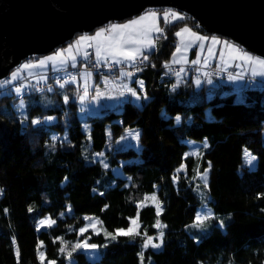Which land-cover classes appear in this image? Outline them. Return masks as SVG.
I'll use <instances>...</instances> for the list:
<instances>
[{
	"label": "trees",
	"instance_id": "trees-1",
	"mask_svg": "<svg viewBox=\"0 0 264 264\" xmlns=\"http://www.w3.org/2000/svg\"><path fill=\"white\" fill-rule=\"evenodd\" d=\"M159 25L135 74L140 99L130 94L115 110L94 114L77 82L0 91V264H264V80L236 89L212 77L195 89L193 75L166 64L177 31L204 33L182 16ZM116 70L94 73L95 85ZM192 141L202 146L196 157ZM151 195L160 205L141 207ZM206 205L199 227L208 233L194 227ZM45 216L54 224L39 229ZM135 217L136 233H116ZM161 232V249L145 248ZM84 242L96 245V260Z\"/></svg>",
	"mask_w": 264,
	"mask_h": 264
},
{
	"label": "water",
	"instance_id": "water-1",
	"mask_svg": "<svg viewBox=\"0 0 264 264\" xmlns=\"http://www.w3.org/2000/svg\"><path fill=\"white\" fill-rule=\"evenodd\" d=\"M148 10L176 11L264 60V0H0V83L31 58Z\"/></svg>",
	"mask_w": 264,
	"mask_h": 264
},
{
	"label": "crops",
	"instance_id": "crops-1",
	"mask_svg": "<svg viewBox=\"0 0 264 264\" xmlns=\"http://www.w3.org/2000/svg\"><path fill=\"white\" fill-rule=\"evenodd\" d=\"M150 14H146V19L144 21H141L140 24V28L141 31L144 29H153L152 31H150L148 33V36L150 37V39L152 40V44L149 45L148 48H144L143 46H140V54L137 56L136 60L134 62L128 61V60H123L119 65L112 63L111 66L114 67V69H117V73H114V76H110V77H115V75L118 74V71L120 68H124L127 71H130L133 68V64L137 63V61L145 54L148 52H151L155 49V44H156V40L157 38L160 36L161 34V28L159 26V17L157 16L156 11H150L147 12ZM151 13H155V16H152ZM129 21V20H127ZM125 21V22H127ZM112 23V24H127V23ZM137 24V25H139ZM111 25V24H110ZM105 27V29H108L109 26ZM136 27V25H132L131 26V30L129 31V29H124V33L126 35H129L130 32H132V37H134L133 35L136 34V32H134L133 28ZM184 28H188L189 32L187 33H183L182 36L178 37V45L177 47L180 48V51L177 52L175 50V52L172 54L169 62L166 64L167 68H171L173 66H178L181 69V72L178 73L177 75H193V84L195 86V89H200L202 87L203 81H206L207 83H209L208 81H211L213 78L217 79L218 81L214 80L216 83L218 84H222V85H231L233 88L236 89H242L243 85L248 84L246 79L247 77H255V75H252L251 72H253L254 74H260L258 72L257 69L253 68L250 66L251 62L247 59H241L240 57H243L245 54V51H243L241 48H239L238 46H236L235 44L229 42L227 39L224 38H220L217 36H210V35H205V34H200L194 30H192L189 27H183ZM155 29H160V31H155ZM182 29L180 31H182ZM100 30V29H99ZM97 30V31H99ZM95 31L93 34L89 35V36H95V33L97 32ZM140 31V32H141ZM195 35H192V34ZM105 36H108L109 33L106 31ZM137 35V34H136ZM195 36H202V37H206L207 39L205 40H201V41H196L195 44H193V46L191 48H184L183 47V43H186L188 41L191 40H195ZM212 37H216L217 40L219 41V43H212ZM103 40V37L98 38ZM76 41H74V43L68 44L67 46L57 50L55 53L49 54L47 56H43L37 60H29L26 61L25 63L22 64V66L20 67V71L22 73V78H32V79H39L41 81L44 80V78L46 77V75L48 74L49 71L54 70V62L53 61H48L46 60L47 57L49 56H55L57 52H62V58L63 60L66 61V63H61L60 59H58L57 61H55V68L62 70L63 68H66L68 66L71 67L72 63L75 62L76 63V67L81 71L79 78L77 81H75L76 85L79 86V88L83 91V93H85V89H87V91L92 92V90L95 86V77L89 73L86 72V70H84L83 68L87 66V63H89L91 60L96 62V56H95V42L93 41H84V44H86V51H82V49L80 48V45H76ZM225 42L232 44L233 45V49H228L227 47H225ZM70 45L72 46L71 51H64L65 49H68L70 47ZM92 45V46H90ZM201 45L203 46V50H201ZM126 48H133L136 47V45H126ZM176 47V49H177ZM209 48H211V52H209ZM89 49L91 50V56H88V51ZM221 51H223V56H221ZM85 53H87V59H85ZM75 56L76 59L75 61H73L71 59V57ZM90 59V60H89ZM199 60V63L193 64L192 61L194 60ZM41 60H45V64L41 65L40 61ZM207 61V63L205 62ZM246 63L249 65V70L248 67L245 66ZM27 64H31V67H24V65ZM100 65H104V62H101ZM239 65V66H238ZM84 66V67H83ZM129 66V69H126ZM135 66V65H134ZM199 69H203L207 74V76H205L204 79L201 80L200 76H198V70ZM221 71V72H225V73H229L230 76H226L225 79L222 78L220 79L217 76V72ZM131 72V71H130ZM236 72V76L233 77V73ZM233 74V75H232ZM85 75V76H84ZM133 75H135V73H133ZM232 75V76H231ZM106 76V75H104ZM240 76V77H239ZM213 77V78H212ZM123 78H125V76H123ZM199 79L201 81L200 84H196V80ZM124 80V79H123ZM130 83H131V88H133L134 90H136V88H138V92H141L143 90V88L139 87V81L140 80H136L135 76H132V78L130 79ZM134 81H136V85H134ZM28 83H26L27 85ZM136 87V88H135ZM131 93H128L127 95L129 96ZM139 94V93H138ZM141 94V93H140ZM143 97L145 98V96L143 95ZM133 99L135 100L136 98L133 97Z\"/></svg>",
	"mask_w": 264,
	"mask_h": 264
},
{
	"label": "rangeland",
	"instance_id": "rangeland-1",
	"mask_svg": "<svg viewBox=\"0 0 264 264\" xmlns=\"http://www.w3.org/2000/svg\"><path fill=\"white\" fill-rule=\"evenodd\" d=\"M150 11H154V10H148V11H146L145 13H143L140 16H146V14H150V13H147V12H150ZM156 12H158L157 13V16L158 17L160 16L159 18L162 17L163 19H167V20H175V19L179 18L180 16H182L184 18H187V17L183 16L182 14H179L178 12L171 11V10H164V11L163 10H158ZM173 12L176 13V17L175 18H173V16L171 15V13H173ZM165 13H168L167 17H165ZM140 16L134 17L132 19H128L129 21L126 20L127 22H125V23H129L132 20H139ZM140 27L141 26L139 24V25H136V27L133 28V30H134V32H136V34L141 31V28ZM185 27H187V26H185ZM130 30H131V27L129 28V31ZM131 33L132 32H130V35L132 36ZM161 33H162V31H161ZM136 34L133 35L134 37H132V38H134V39L139 38ZM81 36H83V35H78L73 40V42H71V43H74L75 40H79V38ZM87 36H89V35H87ZM85 45L86 44H84V42H82L80 44V48L84 52L86 51V46ZM177 45H178V43H177ZM235 45L238 46L237 44H235ZM238 47L241 48L240 46H238ZM89 51H91V50L89 49ZM245 53L247 54V57H251V59H248L251 62L250 66L253 67V68H255V69H257L258 72L260 73V74H254L253 72H251V74L252 75H255V77H257V78L250 77V79L251 80H254V81H256V80H264V64H261L260 63V61L262 59L257 58L254 55L248 54L247 52H245ZM144 55L137 61V63H134L133 64V68L130 70L131 72L128 71V70L126 71L125 70V67H124V68H120L119 69L118 74L115 75V77L100 76L99 77V80L97 81V84L95 85L96 91H95V93L93 95L91 93L89 94L88 91H87V95H85V93H82L81 96H84V100H87L86 104H88L90 107H93L94 108V111H93L94 114L95 113L96 114H102L104 112L103 109H113V110H115L117 108V106L120 103H122L123 100H125V98L128 96L127 94L130 93L128 91V88H131L130 87L131 86V83H130L131 80L130 79L132 78V76H135V75H133V73L136 74V73L139 72L138 69H139V66L142 63V59H143ZM37 59H39V58L35 57V58H31L30 60H37ZM25 62H23V63H25ZM92 62H94V61H92ZM22 64H21V66H22ZM21 66H19L17 69H14L10 73L9 77L6 80H4L3 82L0 83V91H5V90L9 91L10 90V87H12V89L15 92V88L16 87H20L21 88V91L19 93L15 92L19 96H23V95H25L27 93H30V92H35L34 90H37L36 92H42L43 89H41L40 86L46 84L45 82H47V78H49L50 76H52L53 75V72L56 71V70L49 71L48 74L46 75V77L44 78V80L41 81L39 79L22 78V73L20 71V67ZM245 66L248 67V70L250 69L249 68V65L247 63H246ZM175 67H178V66H175ZM70 68H72V67L68 66L66 68H63L62 70L66 71V70H68ZM83 69L86 70L87 68L84 67ZM126 69H129V66ZM62 70H59V71H62ZM59 71H57V72H59ZM218 72H221V71H218ZM80 73H81V71H80ZM121 73H124V75H121ZM128 73H131V75H127ZM206 74L207 73L203 69H199L198 70V76H200L201 80L204 79L205 76H207ZM233 74H232L233 75L232 78H234V76L237 75L236 72H234ZM175 75H177V74H175ZM123 76H125V78H123ZM223 78L225 79V77H223ZM244 79H248V77L247 78H244ZM95 82H96V80H95ZM26 83H28V84L26 85ZM125 85H127V88L125 87ZM92 88H94V87H92ZM131 89H133V88H131ZM80 91L83 92L82 90H80ZM99 93H103L104 95L101 96V95H99ZM188 145H189V150L187 152V155H189V156H195V157L198 156L199 153H200V151H201L202 146L200 144H198V143H195L194 141L190 142ZM253 156L254 155H252L248 150H245L244 153H243V158H244L245 161L247 160V163H248L247 165H248V167L250 169H254L256 167V165H257V158L255 160H252L251 159ZM115 174L116 175H119V176H123V173L120 170H117V172ZM207 178H208V173H207ZM147 204L153 205L155 207H157V206L160 205L159 202H158V199H157V197L155 195L149 196L147 198V201L144 202L143 204H140V206L142 207V205H147ZM211 211L212 210L210 209V207L208 205H206L205 207L202 206V207H200L198 209V211L196 212V214H199L200 215V221H197L195 219L196 225H194V227H196L195 228L196 230H199L200 229L202 232H207V233L209 232V227L207 225H205L204 227L203 226L197 227V223L200 224L203 219L211 216L210 215L211 214ZM132 220H136V224L135 225H133L131 223ZM41 221H43L44 223H41ZM131 222H130L129 228H134V231L132 233H136V231L139 229L138 217H135V218L131 219ZM53 224H54V222L48 216H45L44 218H42L39 221L38 228L39 229L46 228V227L52 226ZM221 226H223V224H221ZM89 227H91V228L94 229V227H96V223L95 222H92L89 225ZM194 227H192L191 230L189 228V231H192V229ZM127 230H124V231H127ZM100 232H102V231H100ZM119 232H120V230L116 231L117 234ZM192 233H193V231H192ZM161 238L162 237H160V235H157L155 237H153V236L148 237L146 239V241H145V244H144L145 248H151L152 250H156V251L157 250H160L161 247H162ZM91 245L92 244H88V243L84 242V243L81 244V249L86 253L88 259L94 261V260H96L99 257L98 248L97 247L92 248ZM154 245H156V246H154Z\"/></svg>",
	"mask_w": 264,
	"mask_h": 264
},
{
	"label": "snow or ice",
	"instance_id": "snow-or-ice-1",
	"mask_svg": "<svg viewBox=\"0 0 264 264\" xmlns=\"http://www.w3.org/2000/svg\"><path fill=\"white\" fill-rule=\"evenodd\" d=\"M152 16H155V13H151ZM168 13H165V17H167ZM171 15L173 16V18L176 17V13H171ZM147 17L146 16H140L139 20H132L127 24H111L109 26L108 29L105 28H101L99 31H97L95 33V36H87V35H83L79 38V40L76 41V45H80L82 42L84 41H93L95 42V56H96V64L97 67H99L101 62H104L105 65H107L108 67H111L112 63H115L117 65H119L123 60H128L131 62H134L137 58V56L140 54V46H143L144 48H148L149 45L152 44V40L150 39V37L148 36V33L150 31H152L153 29H144L141 32L137 33V36L139 38L134 39L132 38V36L126 35L124 33V29H129L132 25H137L139 24L141 21H144ZM108 32L109 35L105 36V32ZM155 31H160V29H155ZM189 32L188 28H184L182 29V31H177L175 33V35L177 37H180L183 35V33H187ZM192 35H195L194 33ZM103 37V40L98 39ZM207 39L206 37H202V36H195V40H191L188 41L186 43H183V47L184 48H191L193 46V44L196 43V41H201V40H205ZM212 43H219V41L217 40L216 37H212ZM126 45H136V47L133 48H126ZM92 46V45H90ZM225 47H227L228 49H233V45L229 44L227 42H225ZM72 46L70 45V47L68 49H65L64 51H71ZM201 50H203V46L201 45ZM177 52L180 51V48L177 47L176 49ZM209 52H211V48H209ZM221 56H223V51H221ZM62 58V52H57L55 56H49L46 58V60L48 61H53L54 62V70L59 71V69L55 68V61H57L58 59H60L61 63H66L65 60L61 59ZM144 60L148 59V56L145 55ZM241 59L247 58V59H251V57H247V54L245 53L243 57H240ZM71 59L73 61H75L76 57L73 56L71 57ZM85 59H87V53H85ZM207 63V61H205ZM193 64L199 63V60H194L192 61ZM261 64H264V60L260 61ZM41 65L45 64V60H41L40 61ZM31 64H27L24 65V67H31ZM239 66V65H238ZM72 68L76 67V63L73 62L71 65ZM14 75V74H13ZM121 75H124V73H121ZM127 75H131V73H128ZM209 83H211V81H208ZM134 83H136L134 81ZM139 83V87L143 88L144 87V82L141 80L138 82ZM201 81L199 79L196 80V84H200ZM61 87H63V85H61ZM125 87L127 88V85H125ZM21 91L20 87H16L15 88V92L19 93ZM128 91L131 93V95L133 97H135L136 99H140V97L137 95V91L133 90L131 88H128ZM85 95H87V89H85ZM99 95L103 96V93H99ZM81 101L84 100V96L80 97ZM65 102L67 103L69 98L67 96L64 97ZM23 103V102H21ZM53 119V117L48 116L45 117V120H51ZM177 121H179L180 117L177 116L176 117ZM31 124L33 125H37L40 124L41 121L40 120H36L33 119L30 121ZM124 137H122L123 139ZM205 147H207V145L205 144ZM252 160H255L256 157L253 156L251 158ZM251 162V161H250ZM105 167H107V165L105 164ZM67 179V178H65ZM204 180H205V184L207 183V173H205L204 176ZM103 193H101L102 195ZM29 212H32V209L29 208L28 209ZM197 221H200V215L196 214L194 217ZM41 223H44L43 221H41ZM133 225L136 224V220H132L131 222ZM157 224H159V221H157ZM197 227H199V223H197ZM81 231H85V229H82ZM134 231V228H129L127 231L124 230H120V232L118 233L121 236H129L132 232ZM160 237H163V232H161ZM156 246V245H154ZM77 247H79V245H77ZM92 248H95L96 245H91Z\"/></svg>",
	"mask_w": 264,
	"mask_h": 264
},
{
	"label": "built area",
	"instance_id": "built-area-1",
	"mask_svg": "<svg viewBox=\"0 0 264 264\" xmlns=\"http://www.w3.org/2000/svg\"><path fill=\"white\" fill-rule=\"evenodd\" d=\"M88 55L89 57L91 56V51L88 52ZM90 60V59H89ZM86 72L93 75L94 73H107V72H110L114 69L113 66L111 67H108L107 65H99V67H97V64L96 62H92L90 61L89 62V65L86 66ZM169 71L172 73V74H178L181 72V69L179 67H171L169 68ZM217 76L222 79L223 77H226L227 75L230 76L229 73H225V72H217L216 73ZM79 75H80V70L75 67V68H70L66 71L62 70V71H55L53 72V75L50 76L49 78H47V82H45L46 84L40 86L41 89H50L52 88L53 86L55 85H66V84H69V83H73L75 81L78 80L79 78ZM169 76V75H168ZM232 76V75H231ZM251 82H253L254 80H251Z\"/></svg>",
	"mask_w": 264,
	"mask_h": 264
}]
</instances>
